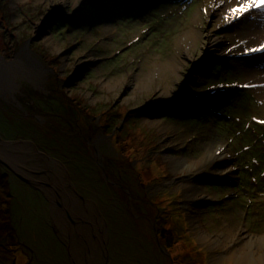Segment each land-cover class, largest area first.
<instances>
[{
  "label": "rangeland",
  "instance_id": "obj_1",
  "mask_svg": "<svg viewBox=\"0 0 264 264\" xmlns=\"http://www.w3.org/2000/svg\"><path fill=\"white\" fill-rule=\"evenodd\" d=\"M238 2L0 0L12 20L0 26V53L13 61L26 49V68L37 58L46 69L44 89L23 70L14 94L0 92L15 237L4 236L0 264H172L156 233L162 215L181 218L176 231L206 264H264V101L241 83L250 68L264 75V52L245 54L264 18L252 10L225 21ZM180 21L189 26L178 29ZM33 43L58 58L59 78ZM213 89L227 94L204 96ZM80 93L96 104L84 115L75 110ZM122 105L139 115L131 128L155 140L142 160L129 125L99 115ZM219 146L232 180L188 175L184 165ZM37 153L59 172L39 167Z\"/></svg>",
  "mask_w": 264,
  "mask_h": 264
},
{
  "label": "bare ground",
  "instance_id": "obj_2",
  "mask_svg": "<svg viewBox=\"0 0 264 264\" xmlns=\"http://www.w3.org/2000/svg\"><path fill=\"white\" fill-rule=\"evenodd\" d=\"M253 10H256L258 15H260L264 18V10H260V9H253ZM1 13H4L5 15H7L9 18L8 21L12 23L11 13L8 10L7 11L2 10ZM247 14H245L244 17H246ZM244 17H241V18L243 19ZM31 23H33V22H31ZM254 24H255V22H254ZM188 26H189V22L185 21V22H181L177 28L179 29L182 27V29H185ZM255 27H257V26H255ZM258 28L255 31H252L253 38H251V40L248 42L249 45H256V48H259L261 45H264V26L260 27L259 29ZM204 45H208V44H204ZM33 46H36L39 49L42 48V50H44L43 52H47L43 45L33 43L31 48H34ZM26 56L29 57L28 51L26 49H23L13 61H7L4 57V55L2 53H0V92L5 93L6 95H8L9 92L14 94L15 91L17 90V88L20 86V83L17 79H19L21 77V75L23 74L22 73L23 70L25 72L24 74L27 75V77H25V79L30 81L31 84L35 88L44 89V87H45V75H46V69L44 68L45 66L43 65L44 63L42 62V60H38L37 58H34L32 60L34 61L37 68L36 69H27L26 68L27 67ZM59 67H60V64L55 65V68H57L58 70L53 74V76L56 75V77H58V78L60 75L59 74ZM263 67H264V65H263ZM249 71H251L253 73L249 74L248 73ZM249 71L247 73H244L243 81L241 83L244 86H248L249 88L253 89L258 94L256 97L259 96L260 98H262V101H264V75L263 76H257L256 73H259V72L256 70V68H250ZM4 79H8V80H4ZM194 80H196V79L192 77L191 81L194 82ZM7 81H10V82L5 84V82H7ZM187 86L189 87L190 85H187ZM6 87H7V89H6ZM51 91L53 93L55 90H51ZM59 91H60V88H59ZM228 92H229V90H228ZM159 94H161V93H159ZM162 94H164V96H166V97L170 96V95H167V92L162 93ZM223 94H227V90H225V89H215L214 90L213 89V90H210L209 92H207L206 94H204V96L209 97V99L213 98L217 102L218 100L221 99ZM164 96L161 95V96H159V98L164 99ZM214 96H215V98H214ZM71 98H73L71 95H70V97L66 96V99H69L70 101H71ZM92 106H96V104L91 105L90 107H92ZM70 109L72 112L74 111L73 110L74 108H70ZM77 109L78 108L75 107L76 111H77ZM125 109H127V107L125 108V106L121 108L122 111H124ZM78 110H79L81 115L86 114V113L82 112L80 109H78ZM128 114H129V112H127L126 115H128ZM153 142H155V140H153ZM22 143H24V142L22 141ZM137 143H139V142H136V144ZM155 145L156 144H154V146ZM154 146L152 145L153 148H154ZM2 153H1V149H0V154H2ZM198 154L199 153H197L196 155H198ZM225 154H226V151L222 146H219V147L214 148V149L210 148V149L206 150L205 154L204 153L202 154V156H201L202 160L201 161L196 162V163L187 164V166H185L183 163L182 164L184 165L183 167L188 169V171H189L188 175L189 176L190 175L195 176V175H198L199 173L207 172L206 170H208L210 172V174L213 175V178L224 179L225 181L226 180L229 181V180L233 179L232 164H231L229 157ZM37 155H38V158L36 156L37 159L35 162H39V167L52 168L53 170H56V171L59 170L57 167L51 166L50 163H52V162L49 163L50 160H48L47 157H45L43 155H42L43 157H39L41 155L38 153H37ZM29 156L30 155H27V157H29ZM157 160H159V159H157ZM177 164H175V166H176V168H179V166ZM160 166H162V164ZM161 170L164 171L163 168ZM146 171L147 170H145L142 173L147 177V175L145 174ZM57 172H59V171H57ZM4 173H7V172L5 171ZM7 175H9V173H7ZM190 181L191 182H188V183H190V185H187V186L192 188L193 185L196 183V179L192 177ZM10 187L12 189V184H10ZM122 189L123 188H121L120 190L124 191ZM186 198H187L186 200L188 202L190 200H192L191 195H189V194L186 195ZM196 201L199 202L202 200L197 198ZM132 206L135 207V204L134 205L132 204ZM57 207L58 206H56V208ZM56 208H55V210H56ZM178 220H179L178 221L179 224H183L181 218H179ZM59 225H60L62 230L66 231L65 227H64V226H66L65 222L61 221V223H59ZM156 233H157V237H158V235H159L158 228H157ZM182 239H183V237H182ZM187 241H191V240L188 238V240H185V242H187ZM159 243H160V247L165 249L167 251V253H169V251L167 250V247L164 244H162L160 241H159ZM184 244H186V243H184ZM187 247H190V245L187 244ZM196 250H197L196 252H199L202 255L201 251H199V248L198 249L196 248ZM169 256H170V253H169ZM202 261H203V264H206V258L202 259ZM199 263L202 264L201 262H199Z\"/></svg>",
  "mask_w": 264,
  "mask_h": 264
},
{
  "label": "trees",
  "instance_id": "obj_3",
  "mask_svg": "<svg viewBox=\"0 0 264 264\" xmlns=\"http://www.w3.org/2000/svg\"><path fill=\"white\" fill-rule=\"evenodd\" d=\"M6 18V21H5ZM8 16L5 15L4 13L0 12V26L4 27L6 29V27L4 26L5 23H8L9 25H11L12 23L8 21ZM11 23V24H10ZM3 33H5V30L3 31ZM0 36H2V34H0ZM1 44V43H0ZM2 47L0 46V51L2 52L5 45L2 42ZM42 50V48H40ZM44 57L48 62H53L54 64H59L57 63V57H53L51 56V54H48L47 52H44ZM55 69L54 72H56L58 69L53 67ZM56 76V75H54ZM53 76V77H54ZM78 98L81 100V104L79 105L78 109H80L82 112L86 113V109L87 107L89 108H94L95 106L90 107L84 100H83V96L81 94L78 95ZM26 99V98H25ZM30 102V101H29ZM27 103V102H26ZM74 103H77L76 101H74ZM28 104V103H27ZM83 104V105H82ZM29 105L33 106L31 104V102L29 103ZM124 107V105L119 106V107H109L106 110H103L101 113H99V115L102 117V119H104L103 121H107V122H113L114 119H118L121 121L120 125L114 124L118 127H120L122 125L121 128L124 129L125 125H129V135L131 136L130 138H134L129 140L130 144H134V148L131 150L132 154H140L141 155V160L147 157V154L149 151H151L152 149V145L154 146L155 142H153L151 135L148 137H146L145 134H137L136 129L131 128V124H136L137 120H138V113L137 112H132L127 114V109H125L124 111L121 110V108ZM88 108V109H89ZM114 118V119H113ZM105 125L108 127L107 123H105ZM128 134V133H127ZM137 140V141H136ZM126 144H128V142ZM136 142H139L136 144ZM138 157V156H137ZM140 158V157H139ZM0 250H6L8 248V246L5 244V238L4 236L7 235L8 237H10L12 240L15 239V237H12L10 228H11V224H10V220H11V214L10 216H6L7 214H9V212L11 213L10 207L8 204V202L5 200L11 198L10 194V178L9 175H7V173H4L5 171L0 167ZM138 169V167H137ZM145 171V169H142ZM10 210V211H9ZM157 224H158V239L159 241L164 244L167 247V250L170 253V257L173 261V264H184L187 263L188 264H200L199 262H201L203 264L202 261V257L200 255V253L196 252V250L193 247H187V244L190 245L189 243L185 242L182 237L179 235L178 231H176L175 227L179 224V222L177 220H173L172 217L169 218H164V216H160L157 217L156 219ZM7 231H6V229ZM6 231V233H5ZM181 239V240H180ZM177 240V241H176ZM180 240V241H179ZM186 243V244H184ZM11 247L13 248L14 246L11 245ZM13 252H15L13 250ZM199 255L200 258H197L196 256Z\"/></svg>",
  "mask_w": 264,
  "mask_h": 264
},
{
  "label": "snow or ice",
  "instance_id": "obj_4",
  "mask_svg": "<svg viewBox=\"0 0 264 264\" xmlns=\"http://www.w3.org/2000/svg\"><path fill=\"white\" fill-rule=\"evenodd\" d=\"M253 9L264 10V0H239L238 6L229 8L224 19L228 22L236 21L238 18L244 17L245 14L250 13ZM207 12V10H205ZM264 52V45L259 48H252L248 53ZM264 123V121H262Z\"/></svg>",
  "mask_w": 264,
  "mask_h": 264
}]
</instances>
